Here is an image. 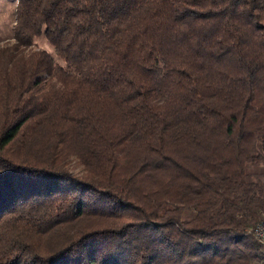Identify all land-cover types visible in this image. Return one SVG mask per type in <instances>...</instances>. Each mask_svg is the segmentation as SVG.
I'll list each match as a JSON object with an SVG mask.
<instances>
[{
    "label": "trees",
    "instance_id": "1",
    "mask_svg": "<svg viewBox=\"0 0 264 264\" xmlns=\"http://www.w3.org/2000/svg\"><path fill=\"white\" fill-rule=\"evenodd\" d=\"M10 34L0 264H264V0H15Z\"/></svg>",
    "mask_w": 264,
    "mask_h": 264
},
{
    "label": "rangeland",
    "instance_id": "2",
    "mask_svg": "<svg viewBox=\"0 0 264 264\" xmlns=\"http://www.w3.org/2000/svg\"><path fill=\"white\" fill-rule=\"evenodd\" d=\"M15 0H0V43L10 38L11 26L13 22V8ZM36 48H42L52 53L50 45L42 38H38L35 41ZM68 169L71 172L79 173L81 171V165L78 164L72 156L68 159ZM248 169H251L249 164H246ZM262 166L256 167L257 172L261 170ZM260 182L264 183V176L259 178ZM259 257L262 259L263 255L259 252ZM251 264H262L261 260H255Z\"/></svg>",
    "mask_w": 264,
    "mask_h": 264
},
{
    "label": "built area",
    "instance_id": "3",
    "mask_svg": "<svg viewBox=\"0 0 264 264\" xmlns=\"http://www.w3.org/2000/svg\"><path fill=\"white\" fill-rule=\"evenodd\" d=\"M242 233L251 236L256 241L260 253L264 255V210H259L256 220L244 227Z\"/></svg>",
    "mask_w": 264,
    "mask_h": 264
}]
</instances>
